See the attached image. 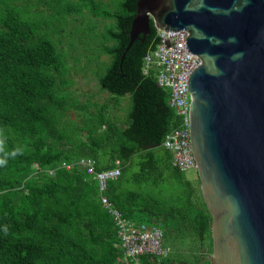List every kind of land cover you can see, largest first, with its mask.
I'll use <instances>...</instances> for the list:
<instances>
[{
	"label": "trees",
	"instance_id": "trees-1",
	"mask_svg": "<svg viewBox=\"0 0 264 264\" xmlns=\"http://www.w3.org/2000/svg\"><path fill=\"white\" fill-rule=\"evenodd\" d=\"M62 1L56 10L50 0H0V264H124L96 179L57 168L80 158L93 159L98 171L120 168L105 195L126 219L163 230L170 255H143L142 264H197L212 252V215L163 145L181 117L155 69L144 73L157 28L151 21L150 33L128 48L138 0ZM86 10L111 21L100 43L94 24L89 30L109 56L98 75L102 88L131 96L124 126L105 104L79 122L70 115L59 35Z\"/></svg>",
	"mask_w": 264,
	"mask_h": 264
},
{
	"label": "water",
	"instance_id": "water-1",
	"mask_svg": "<svg viewBox=\"0 0 264 264\" xmlns=\"http://www.w3.org/2000/svg\"><path fill=\"white\" fill-rule=\"evenodd\" d=\"M186 30L190 140L212 215V253L197 264H264V0H138L130 43Z\"/></svg>",
	"mask_w": 264,
	"mask_h": 264
},
{
	"label": "built area",
	"instance_id": "built-area-1",
	"mask_svg": "<svg viewBox=\"0 0 264 264\" xmlns=\"http://www.w3.org/2000/svg\"><path fill=\"white\" fill-rule=\"evenodd\" d=\"M157 38L156 45L151 47L145 56L144 73L148 74L151 69H155L158 84L170 91V104L181 117L180 125L165 136L163 145L173 153L174 164L181 171H197L190 140L191 94L188 81L190 75L201 65V59L187 51L186 30L167 32L158 29ZM58 167L67 170L77 167L96 179L101 202L112 214L117 226V246L123 252L124 264H142L143 255L158 259L170 255L164 245V233L160 227L131 222L105 195L108 183L120 176V168L98 171L95 161L91 158H80L72 163L62 162ZM48 172L52 174L53 170Z\"/></svg>",
	"mask_w": 264,
	"mask_h": 264
},
{
	"label": "rangeland",
	"instance_id": "rangeland-1",
	"mask_svg": "<svg viewBox=\"0 0 264 264\" xmlns=\"http://www.w3.org/2000/svg\"><path fill=\"white\" fill-rule=\"evenodd\" d=\"M33 1L35 0H32V3ZM50 1H53L56 10L64 5L62 0ZM40 7L45 8L47 14L51 11L44 4ZM90 23L94 24V32L92 33L99 41L101 32L111 21L93 17L86 10L84 16L69 22L65 26L64 32L59 35L61 38L59 47L67 55L66 65L68 75L66 84L63 86L65 89L71 90L69 94L71 99H69V102L73 105V111L70 112V115L72 119L79 122L87 110H97L102 104H105L111 116L119 125L124 126L128 114L132 109L131 96L130 94L118 96L102 88L98 80V75L104 73L106 67L102 66L101 63L105 64L108 62L109 56L101 52L100 47L96 45V41L92 38V33L89 30ZM49 26L52 31L58 28L56 27L57 25ZM184 174L201 191L197 171L188 169L184 171ZM165 258L161 259L163 260Z\"/></svg>",
	"mask_w": 264,
	"mask_h": 264
},
{
	"label": "flooded vegetation",
	"instance_id": "flooded-vegetation-1",
	"mask_svg": "<svg viewBox=\"0 0 264 264\" xmlns=\"http://www.w3.org/2000/svg\"><path fill=\"white\" fill-rule=\"evenodd\" d=\"M212 253V252H211Z\"/></svg>",
	"mask_w": 264,
	"mask_h": 264
}]
</instances>
